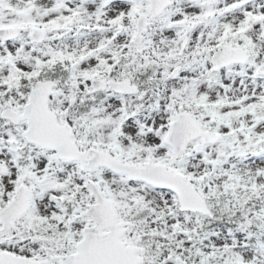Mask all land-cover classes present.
Instances as JSON below:
<instances>
[{
    "label": "snow or ice",
    "instance_id": "6c2138e0",
    "mask_svg": "<svg viewBox=\"0 0 264 264\" xmlns=\"http://www.w3.org/2000/svg\"><path fill=\"white\" fill-rule=\"evenodd\" d=\"M0 264H264V0H0Z\"/></svg>",
    "mask_w": 264,
    "mask_h": 264
}]
</instances>
